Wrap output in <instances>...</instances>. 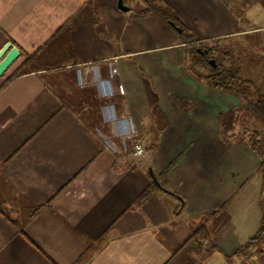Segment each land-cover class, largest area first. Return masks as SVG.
<instances>
[{"label":"crops","instance_id":"crops-1","mask_svg":"<svg viewBox=\"0 0 264 264\" xmlns=\"http://www.w3.org/2000/svg\"><path fill=\"white\" fill-rule=\"evenodd\" d=\"M155 1L204 42L254 23V2ZM124 6L0 0V52L12 45L0 58V264H264V237L243 250L260 229L264 172L238 128L240 101L193 77L145 0ZM98 78L110 98L80 85ZM231 111L225 136L219 116ZM131 127L142 160L119 136ZM153 173L181 211L158 192L138 202Z\"/></svg>","mask_w":264,"mask_h":264},{"label":"trees","instance_id":"trees-1","mask_svg":"<svg viewBox=\"0 0 264 264\" xmlns=\"http://www.w3.org/2000/svg\"><path fill=\"white\" fill-rule=\"evenodd\" d=\"M145 3L146 9L144 13H151L155 17L159 18L161 21L171 26L179 35L181 43L185 46V57L188 70L193 77L213 89L237 98L241 103L240 111L254 119L255 122L258 123L264 130V92L261 91L254 82L243 78L237 67L219 65L211 61L209 58L210 53L219 50L217 45H220L223 40L204 42L200 40L195 33L186 28V26H184L177 18H175L170 11L166 10L162 6H159L157 1L145 0ZM75 24L76 22L73 21L70 25L73 27ZM209 44H214L215 46H208ZM203 46L206 50H198V47ZM219 53L224 59L230 58L232 60V55L229 52L222 51L220 49ZM176 102L181 107L188 105L186 100L177 99ZM236 117L237 115L235 111L223 113L219 116V123L223 135L227 136L228 130L233 128L236 123ZM242 135L247 137L251 149L261 158V169L264 172L263 153H261L258 149V145L262 139L264 140V137L259 135L257 132L250 133L249 131H244ZM150 178L151 183L139 196L138 202H143L151 193L158 192L161 195L175 198L180 203L176 212L181 211V204L184 205V201L178 195L168 190L166 174L155 175L153 173ZM195 235L196 234H193L190 240L194 239ZM263 237L264 214L261 219L259 231L247 242V244L243 247V250L250 249Z\"/></svg>","mask_w":264,"mask_h":264},{"label":"rangeland","instance_id":"rangeland-1","mask_svg":"<svg viewBox=\"0 0 264 264\" xmlns=\"http://www.w3.org/2000/svg\"><path fill=\"white\" fill-rule=\"evenodd\" d=\"M130 2L131 0H124L123 5H130ZM243 2V5H247L246 2H254L246 9L247 14L254 22L249 26L251 32L240 38L223 40L220 45L218 44L219 47L217 45L219 50L210 53L209 58L219 65L237 67L243 78L252 80L264 92V32L261 30L264 28V0H243ZM253 29L258 30L253 31ZM208 46L215 45L209 44ZM220 49L229 52L232 55V60L230 58L224 59L219 53ZM198 50H206V48L204 46L198 47ZM69 79L70 76L65 80L68 84ZM238 128L248 130L250 133L257 132L264 137V130L261 126L243 113L240 115ZM258 149L261 153H264L263 139L258 145Z\"/></svg>","mask_w":264,"mask_h":264},{"label":"built area","instance_id":"built-area-1","mask_svg":"<svg viewBox=\"0 0 264 264\" xmlns=\"http://www.w3.org/2000/svg\"><path fill=\"white\" fill-rule=\"evenodd\" d=\"M116 70H112L111 74H115ZM81 87H87V86H96L99 91L100 94L103 98H110L112 96L111 91L109 90L108 87V82L107 81H103L100 78L96 79L94 82L90 83V84H82L80 82ZM118 91L120 94H123V87L119 86L118 87ZM109 107H104L103 111L104 114L105 112L108 110ZM108 121L112 122L114 126H120L122 124H127L130 122H126L125 121H121L119 120L115 114H111L110 117L108 118ZM119 136L123 139L125 138H133V148H132V156L133 158L137 159V160H142L146 157V150L143 146V143L141 141L140 138L134 136V130L131 128H127L126 130L120 131L119 132Z\"/></svg>","mask_w":264,"mask_h":264},{"label":"water","instance_id":"water-1","mask_svg":"<svg viewBox=\"0 0 264 264\" xmlns=\"http://www.w3.org/2000/svg\"><path fill=\"white\" fill-rule=\"evenodd\" d=\"M118 8L119 10L121 11H127V8L123 5V0H118ZM11 43H8L0 52V58L9 50L11 49ZM14 60V58H10L8 59L4 64H3V67L2 69H6L10 64L11 62Z\"/></svg>","mask_w":264,"mask_h":264}]
</instances>
